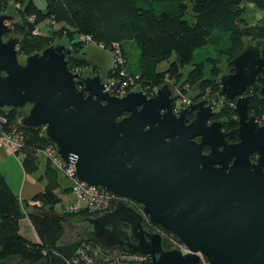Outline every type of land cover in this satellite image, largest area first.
I'll use <instances>...</instances> for the list:
<instances>
[{
  "label": "water",
  "instance_id": "95a60500",
  "mask_svg": "<svg viewBox=\"0 0 264 264\" xmlns=\"http://www.w3.org/2000/svg\"><path fill=\"white\" fill-rule=\"evenodd\" d=\"M14 18L0 14V107L30 104L23 124L44 127L82 180L122 197L112 210L85 218L91 224L85 237L108 251L146 254L151 264H198V251L214 264H264V123L251 113L246 93L251 87L264 97V38L246 40L230 60L234 71L219 77L218 93L178 114L169 83L153 96L113 95L101 75L83 77L70 68L72 49L64 44L20 62ZM220 96L234 101L238 126L230 131L213 119ZM234 134L239 140L229 142ZM125 198L142 204L151 221L193 252L166 249Z\"/></svg>",
  "mask_w": 264,
  "mask_h": 264
},
{
  "label": "trees",
  "instance_id": "16d2710c",
  "mask_svg": "<svg viewBox=\"0 0 264 264\" xmlns=\"http://www.w3.org/2000/svg\"><path fill=\"white\" fill-rule=\"evenodd\" d=\"M189 1L193 2L190 17L187 15ZM247 1L46 0V8L41 9L34 0H0V12L17 14L11 26L13 33L22 35L18 45L20 54L28 56L53 44L49 30L35 33L38 24L49 20L60 26L59 34L68 32L76 37L90 36L91 42L112 50L114 66L107 74L117 84L126 82L128 92L139 89L152 96L164 83H169L177 93L181 91L198 101L204 96L210 98L221 90L219 77L232 69L230 60L243 49L245 37L252 40L264 38V24H251L245 17ZM253 1L259 8H264L262 0ZM125 42H132L140 50L135 70L129 68L126 61L121 63L116 59L121 51L126 60ZM208 44L221 48V53L226 55L225 67L218 65L221 59L213 56L204 61H194L197 49ZM173 54L175 57L168 67L159 69V64L164 59L169 60ZM68 61L74 71H82L83 67L90 65L86 57L72 53L68 55ZM208 62L212 68L206 73L205 64ZM189 64L192 68L185 73L183 69ZM79 86L82 87L81 84ZM219 100L216 119H224V126L229 129L237 126L234 101L223 96ZM9 109L0 107V115L7 116L11 126L22 130L24 146L21 163L26 172H36L39 168L38 153L54 143L47 138L44 127L26 126L17 108ZM250 111L259 117L264 116V97L252 94ZM194 114L193 110L190 111L189 118L192 119ZM205 150L208 151L209 147L205 146ZM46 159L44 171L38 176L45 181V187L34 196L40 204H30L28 200L21 203L19 195L0 174V260L18 256L30 264H70L77 247L84 240L80 236L76 240L63 241L67 221L83 219L92 213L83 208L77 212L56 211V206L62 201V193L68 192L70 186L63 187L59 169ZM116 205L115 201L112 209ZM26 214L40 241H32L20 232V221Z\"/></svg>",
  "mask_w": 264,
  "mask_h": 264
},
{
  "label": "built area",
  "instance_id": "2783aa9c",
  "mask_svg": "<svg viewBox=\"0 0 264 264\" xmlns=\"http://www.w3.org/2000/svg\"><path fill=\"white\" fill-rule=\"evenodd\" d=\"M38 32L41 31L37 27L35 29V33ZM83 37L86 38L85 36ZM87 38L91 41L90 36H87ZM100 46L104 47L103 44H100ZM117 51L120 50L118 49ZM123 56L124 55L121 51L118 52L116 57L117 61L121 63L126 61ZM117 83L118 82L114 78H110L106 81L107 89L111 94L113 93V95L123 96L128 93V90L126 89V82L121 84ZM136 90L139 89H134V91ZM175 94L177 96L174 100V110L178 114L181 110L187 107L188 104H191V101L194 102L191 96L182 94L181 91L177 93L175 90ZM261 122H264V116L261 117ZM11 125L8 124L7 116L0 115V147H3L10 153L17 154L18 152H21V149L24 146V134L17 126ZM41 151L44 153L46 158L51 160L53 165H55L59 170L64 171L66 176L71 181V193L74 199L65 204L64 211L69 212L75 210V212H77L76 210L81 207L80 209L85 208L92 214L100 215L112 210V204L115 201L118 203L119 199L122 198L120 195H117L110 190L89 184L82 180L77 175L75 164L66 163V161L58 153L55 144H51L40 150V152ZM125 201L143 214V225L146 230L150 232H158L162 236L163 245L166 249L177 248L183 253L193 252V250L190 249V247H188L175 233L170 232L163 226L151 221L142 204L130 198H125ZM31 203L40 204V201L34 199ZM197 253L200 255V261L198 264H214L202 251H198ZM70 264H151V262L149 256L146 254L126 253L121 249L108 251L105 250L100 243L85 237L84 240L81 241V244L77 247L76 253Z\"/></svg>",
  "mask_w": 264,
  "mask_h": 264
},
{
  "label": "rangeland",
  "instance_id": "374dc122",
  "mask_svg": "<svg viewBox=\"0 0 264 264\" xmlns=\"http://www.w3.org/2000/svg\"><path fill=\"white\" fill-rule=\"evenodd\" d=\"M34 2L41 8L45 9L46 8V0H34ZM190 8L188 9V16L190 17L193 13V2L189 1ZM247 5V11L245 13V17L247 18V21L251 24H255L257 22L262 23V19L264 17V8H259L258 5L256 4L255 1L253 0H248L246 2ZM1 13H9V12H0ZM13 14L15 18H17L16 13H9ZM12 25V23H11ZM12 27V26H11ZM37 27L40 29V31H48L52 36H53V44H64L67 47L72 49V54L77 55L79 57H86L90 61V65L83 67L82 71L76 70L75 72H80L83 77H88L92 75L99 74L101 75L103 81H108L109 75L107 74L108 71L114 66V56L112 50L105 49L100 46L97 42H91L87 37L84 38L83 36H74L73 34L64 33V34H59V31L61 30L60 26L56 22L52 21H45L37 25ZM50 30H56L57 32H53ZM66 32V31H65ZM9 34L6 36V39H8ZM12 36H18L19 38L22 37L21 34H18L16 32L12 33ZM74 37V38H73ZM249 37H245L244 40H247ZM250 39V38H249ZM76 42H80L77 44ZM125 47L127 50V57H126V62L129 65V68L132 70H135L137 67V62L138 58L140 55V50L139 48L133 44L132 42H125ZM221 48L218 47V45L215 44H208L203 47H200L197 49L195 53V62H200L204 61L206 57L208 56H213L216 59H221L218 65H220L222 68L225 67L226 62V55L221 53ZM25 55L19 53V60L20 62H25L26 60ZM175 54L168 60L164 59L160 64H159V69L164 70L168 67L170 60L174 59ZM192 68V65H186L183 69L185 73H187L190 69ZM212 68V65L208 62L205 64V71L207 73L208 70ZM191 94H194V91L190 92ZM113 94V93H112ZM31 105L27 104L22 107H16L17 112L21 114L23 117L28 111L30 110ZM5 109L10 110L9 108H12L11 106H5ZM252 113V112H251ZM257 116V115H256ZM258 120L261 122V117L257 116ZM11 125L10 123H8ZM3 148V147H0ZM10 153V152H9ZM6 154L3 152V155H0V168L3 170V173L6 175L7 181L9 182L10 186L14 188V185H17V183H21L23 180V177L26 175V171L21 163V152L14 154L11 153ZM38 158H39V168L36 172H28L35 178H38L40 174L43 173L47 159L44 153L41 151L38 153ZM59 175H60V181L62 182L63 186H70L69 192L71 193V181L70 179L66 176L64 171L59 170ZM101 187V186H100ZM17 192V191H16ZM67 193V192H66ZM18 194V192H17ZM65 194V193H64ZM63 194V195H64ZM71 196L70 200H67L64 202V196H62V201L59 203L62 204V209L61 211H58L60 208H58L57 205V212H67L64 211L65 204L67 202L72 201L73 195L72 193L69 194ZM65 197H67L65 195ZM81 208V207H80ZM80 208L76 211H80ZM85 209V208H83ZM88 210V209H87ZM75 211V210H73ZM91 213V212H90ZM101 215V214H100ZM90 216H98V214H91ZM89 222L84 221L82 219H70L66 223V239H73L74 237L79 238L81 236V233L83 232V228L85 225H87ZM82 224V225H81ZM7 261V264H30L27 261L21 260L18 256H13V257H8L7 259H4Z\"/></svg>",
  "mask_w": 264,
  "mask_h": 264
},
{
  "label": "crops",
  "instance_id": "0c3cea01",
  "mask_svg": "<svg viewBox=\"0 0 264 264\" xmlns=\"http://www.w3.org/2000/svg\"><path fill=\"white\" fill-rule=\"evenodd\" d=\"M207 58V57H206ZM221 101V100H219ZM3 152L6 154H10L7 150H5L4 148H0V155H3ZM1 173L2 175L6 178V175L3 173V170L1 169ZM7 180V178H6ZM9 183V182H8ZM45 187V181L41 180L40 178H35L34 176H32L31 174H29L28 172H26V175L23 177V180L21 181V183H17V185H14V188L12 187V189L16 192H18L19 198L21 203L24 200H28L31 203L32 200H34V196L43 191ZM65 187V186H63ZM16 192V193H17ZM62 193V196H64V202H66L67 200L71 199V196H69V194H71L69 191L67 193ZM65 195L67 197H65ZM63 198V197H62ZM63 202V201H62ZM62 204L58 205V208H60L58 211H61L62 209ZM64 207V206H63ZM56 206V210L58 209ZM67 223V222H66ZM67 230V229H66ZM20 232L27 237L28 239L32 240V241H40V237L35 229V227L33 226L30 218L28 217V215L26 214V216H24L21 221H20ZM77 238L74 237L73 239H66V236H64L63 241H72V240H76Z\"/></svg>",
  "mask_w": 264,
  "mask_h": 264
},
{
  "label": "flooded vegetation",
  "instance_id": "af4514ba",
  "mask_svg": "<svg viewBox=\"0 0 264 264\" xmlns=\"http://www.w3.org/2000/svg\"><path fill=\"white\" fill-rule=\"evenodd\" d=\"M262 2H263V4H264V1L262 0ZM249 39V38H248ZM247 39V40H248ZM249 41H251V42H254V40H252V39H249ZM234 71V66L232 67V69H230V70H227V71H225V72H233ZM224 72V73H225ZM246 93H248V94H255V93H258V90H253L251 87H249L248 89H247V91H246ZM205 97V96H204ZM219 99L220 98H218L217 99V101H216V106H215V110L217 111L218 110V107H219V105H220V103H221V101H219ZM252 113H255L254 111H252ZM213 119H216V117L214 116V118ZM224 120V119H223ZM224 122H225V120H224ZM238 126V125H237ZM237 126H235V127H237ZM235 127H233V128H235ZM233 128H227V127H225L224 125H223V129L225 130V131H230V130H232ZM237 138V139H236ZM227 140L229 141V142H235V141H238L239 140V138H238V136H237V134H234V135H232V136H229L228 138H227ZM257 156H258V154L257 153H253L252 154V158L253 159H256L257 158ZM82 220H84L85 221V218H83ZM86 227H89V228H91V224L90 223H88L87 225H85L84 226V228H83V230L86 228ZM128 226L127 225H125V228H127ZM81 237L83 238H85V235L83 234V232L81 233ZM133 240H135L136 241V239L133 237L132 238ZM117 249H119V248H117ZM11 257H13V256H11ZM20 258V257H19ZM21 260H23L22 258H20ZM1 260H4V259H1ZM0 260V261H1ZM7 260H8V258H7ZM24 261V260H23ZM39 264H41V263H39Z\"/></svg>",
  "mask_w": 264,
  "mask_h": 264
},
{
  "label": "bare ground",
  "instance_id": "6f19581e",
  "mask_svg": "<svg viewBox=\"0 0 264 264\" xmlns=\"http://www.w3.org/2000/svg\"><path fill=\"white\" fill-rule=\"evenodd\" d=\"M216 111V110H215ZM261 123H264V122H261Z\"/></svg>",
  "mask_w": 264,
  "mask_h": 264
}]
</instances>
